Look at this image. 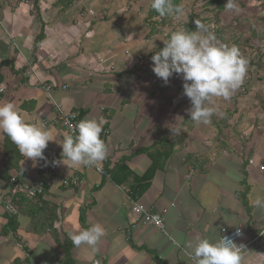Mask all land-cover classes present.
<instances>
[{"label":"crops","instance_id":"obj_1","mask_svg":"<svg viewBox=\"0 0 264 264\" xmlns=\"http://www.w3.org/2000/svg\"><path fill=\"white\" fill-rule=\"evenodd\" d=\"M21 2L0 0V105L13 103L26 122L42 124L52 139L42 165L12 142L10 147L20 155L23 185L41 179L40 170L51 180L39 200L56 219L33 214L37 202L27 201L15 233H5L1 199L8 192L2 178L8 161L6 134L0 132V264H62L58 243L97 223L106 235L95 251L73 245L72 264H190L187 255L200 238L216 242L239 228V246L264 230V208L253 204L264 200V61L247 63L243 83L230 98L214 97L208 105L217 110L211 123L197 124L189 119L182 79L174 74L165 84L152 71L151 56L163 48L167 32L148 37L151 0H74L67 7L65 0ZM52 101L77 121L102 123L103 168L122 164L140 177L152 164L148 152L161 151L163 141L170 155L142 196L130 197L132 177L118 186L62 156L65 133ZM134 204L150 214L166 210V233L140 222L131 228ZM242 257V264H264V244L246 247Z\"/></svg>","mask_w":264,"mask_h":264},{"label":"clouds","instance_id":"obj_2","mask_svg":"<svg viewBox=\"0 0 264 264\" xmlns=\"http://www.w3.org/2000/svg\"><path fill=\"white\" fill-rule=\"evenodd\" d=\"M21 3L27 4L28 1L22 0ZM150 7L160 17L183 12L182 7L174 5L172 0H151ZM236 7L235 0H227L224 5L228 11ZM194 23L195 31L180 29L170 33L163 41V48L151 56L152 71L165 84L174 74L179 76L183 81V94L191 104L187 110L189 119L197 124H209L217 110L208 105L214 97L230 98L242 85L248 62L236 45L219 43L214 33L208 32L201 22ZM68 128L70 134L59 143L62 156L77 167L101 164L107 151L101 139L102 123L83 119L75 124L68 123ZM0 132L7 135L20 154L34 161L44 159L43 150L52 141L42 124L26 122L11 102L0 105ZM253 204L264 208L261 198ZM105 235V229L97 223L76 233L69 232L68 238L76 247L86 245L95 251V246ZM243 247L226 237L216 242L200 238L192 246L190 255L193 264H242Z\"/></svg>","mask_w":264,"mask_h":264},{"label":"trees","instance_id":"obj_3","mask_svg":"<svg viewBox=\"0 0 264 264\" xmlns=\"http://www.w3.org/2000/svg\"><path fill=\"white\" fill-rule=\"evenodd\" d=\"M25 1H28V0H25ZM72 1L74 0H65V4H66L65 6L67 7L68 5H70ZM226 2L227 0H172V3L174 5H178L182 7V9L184 7L187 8L186 10L187 16L185 18L183 16L180 17L178 14L174 16L160 17L158 13H156L153 9H151V7H149L147 15H146V21L148 24V28H150L149 29L150 34H148V37L150 35L153 36L155 34L161 33L163 29L165 30V32H167V37L170 35V33L180 30V29L195 31L196 25L194 22L199 21L205 26L208 32L214 33L217 41L218 42L220 41L219 43H221L225 35L224 34L225 31L223 29V27L225 26L223 24H220L217 21V18H219V15L222 14L223 12H229L230 14H233L236 9L235 8L234 10H231V11L226 10L224 8V5ZM260 4L264 5V0L240 1V3L238 4L239 5L238 7H240L239 20L238 21L234 20V21L240 22V23L243 22L245 23V25L246 24L248 25L249 20L247 19L245 20L244 18H246L247 14L249 13L253 14V16L255 17L256 16L258 17L257 9H258V5ZM178 20H181L182 24L178 22L177 24L173 25V23ZM251 37L255 38V35L252 34ZM251 37L248 39H251ZM248 39L245 41V43L247 44L249 42ZM255 56L257 57V61L254 60ZM263 56L262 54L259 55V53H258V56L257 54H254L253 57L249 58L250 61L248 62V64L249 65H255L259 63L262 64L261 59ZM4 143H5L4 155L7 157L8 166L3 172L2 178L8 183L12 177L16 178V180L20 182V179L18 176V174L20 173L17 171L19 170V168H17L16 166L17 162L20 160V155L18 154V152L16 153L15 151H13L15 150L14 146L10 147L12 144H11L10 139L7 137V135L5 137ZM158 145H160L161 151L156 152V150H154L153 153H150V151L148 152L149 157L152 161V164L150 168L142 176L136 177L135 175H132L130 171L127 168H125L122 164L118 166H114L113 168H110L109 163L104 164L103 175L109 176L110 179L118 186L124 183L127 180V177L129 176L132 177L134 180L133 181L134 184H132V186L130 187V191H131L130 197L138 198L142 196V194L150 187V181L152 180V177L154 176L155 171L158 170V168H162V166L164 165V162L168 159L170 155V151L167 152L163 150V147H164L163 141L158 142ZM170 146H171V143H170ZM55 161L56 160L53 159L50 163L54 164ZM44 162H45V159H41V165ZM39 174L41 176L40 180L46 182L45 179L43 178V173L41 172V170ZM47 189L48 187L45 188L44 192ZM43 194L36 196L34 199H27L24 196H21L19 201L12 202V207L14 209V212L12 213H9L3 209V212L7 219L5 233H9V232H12V234L15 233L16 228H17L16 218L20 214L21 205L23 203H26L27 201L36 200L37 202V205L33 207V214H37L40 212L45 213V214L47 213L49 214V222H52L56 219L55 213L50 215V212L47 211L48 205L39 200ZM51 226H53L52 223H51ZM51 226H49V229L51 228ZM58 246L61 248V250L64 253L62 264H72L71 262L72 258H71L70 252H71V249L73 248V244L68 238V235L64 236L63 243H58Z\"/></svg>","mask_w":264,"mask_h":264},{"label":"built area","instance_id":"obj_4","mask_svg":"<svg viewBox=\"0 0 264 264\" xmlns=\"http://www.w3.org/2000/svg\"><path fill=\"white\" fill-rule=\"evenodd\" d=\"M186 10L183 8V13L178 14L181 16H186ZM89 15H93L92 12H89ZM178 16V17H179ZM182 24L181 20H178ZM177 22V23H178ZM44 90L46 92H49L50 88L43 86ZM62 90L66 89V86L61 87ZM53 109L55 110L57 114V123L58 125L64 130L65 135L70 134V129L68 128V123L75 124L78 121L76 120V114L74 113H65L59 104L52 101ZM92 169H94L98 174H103V168L101 164L89 166ZM260 170H263V167L260 168ZM51 184V180L49 182H44L42 180H38L34 185L32 186H25L18 182L16 178L12 177L9 180L8 183V192L5 196L1 199V204L4 210H6L9 213L14 212V209L12 207V202H17L21 198V196H24L27 199H34L36 196L43 194L46 187H48ZM64 185H67V182H64ZM166 213V210H162L160 214H150L149 212H146L143 208H141L139 205L134 204L131 210V214L129 217L130 224L132 225L131 228L134 227L136 223H141L146 226H153L157 230H159L162 233H166L164 230L163 225V218L162 215ZM242 231L241 229H235L232 231H225L221 234L220 239L222 237H226L229 240H231L234 244L241 238ZM256 242H262L264 244V230L260 232L257 236H255L252 240H250L247 244L243 245V249L246 247L253 245ZM190 261V264H193V260L191 259V255H187Z\"/></svg>","mask_w":264,"mask_h":264},{"label":"rangeland","instance_id":"obj_5","mask_svg":"<svg viewBox=\"0 0 264 264\" xmlns=\"http://www.w3.org/2000/svg\"><path fill=\"white\" fill-rule=\"evenodd\" d=\"M240 1L243 0H235L237 7L233 14H230L229 12H223L222 14L219 15V18H217V21L225 26L223 27L225 31L224 33L225 35L223 41H221V44H225L228 46L236 45L239 48L242 56L246 60H248L247 55L249 56V58L253 57L254 54H257L258 56V53L259 55L262 54L263 56L264 55V5L262 4L258 5V9H257L258 17L253 16V14L251 13L247 14V16L245 15L246 18L244 19L249 20L248 25L247 24L245 25V23L243 22L242 23L236 22L239 20L240 7H238L239 6L238 4L240 3ZM252 34L255 35V38L251 37ZM250 37L251 39H248ZM247 39L249 40L248 44L245 43ZM254 60L257 61L256 56ZM262 61H264V56L261 59V62Z\"/></svg>","mask_w":264,"mask_h":264},{"label":"bare ground","instance_id":"obj_6","mask_svg":"<svg viewBox=\"0 0 264 264\" xmlns=\"http://www.w3.org/2000/svg\"><path fill=\"white\" fill-rule=\"evenodd\" d=\"M89 13V12H88Z\"/></svg>","mask_w":264,"mask_h":264}]
</instances>
